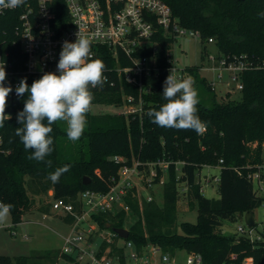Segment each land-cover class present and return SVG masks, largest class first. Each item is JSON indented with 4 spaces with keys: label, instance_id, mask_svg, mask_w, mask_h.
I'll return each instance as SVG.
<instances>
[{
    "label": "trees",
    "instance_id": "trees-1",
    "mask_svg": "<svg viewBox=\"0 0 264 264\" xmlns=\"http://www.w3.org/2000/svg\"><path fill=\"white\" fill-rule=\"evenodd\" d=\"M162 1L169 6L177 25L199 32L204 50L205 42L211 38L217 47V57L230 60L236 56L252 62L254 67L240 74L242 89L239 97L231 98L226 92L224 97L217 98L199 68L185 66L186 75L195 80L198 115L206 124L205 130L198 134L192 130L169 129L153 123L147 112L150 109L159 110L166 103L162 96L163 86L172 62L171 44L176 32L172 25L164 29L153 14L146 13V19L153 24V32L142 44L135 46L132 58L145 56L153 59L156 71L141 75L142 86L150 87L149 91L140 92L143 99L141 114L88 113L84 134L75 142L68 139L64 122L53 124L50 135L54 140V151L46 157V161L52 162L48 166L46 161L27 159L31 150L26 151L19 137L14 135L15 128L20 127L17 114L23 110L27 93L19 97L18 104L7 105L6 114L11 119L0 128V202L13 206L10 213L13 224L21 222L23 216L36 207L47 211L50 201H39L36 205L32 195L45 194L48 189L52 190V198H64L79 209L77 195L80 191H106L112 179L116 178L119 167L124 163L130 164L132 158L143 162L158 158L169 160L167 176L162 181L161 204L154 198H139L133 189V194L128 192L123 198L129 206L128 211L117 207L92 214L97 228L112 233L110 241L101 239L97 254H102L108 247V255L123 264L125 247L116 244L117 239H122L131 241L138 252L153 245L170 256L177 250L198 253L202 264H244L245 257H251V264H264V242H252L242 234L227 236L215 229L222 219L233 221L246 210L253 211L264 205V196L256 194L248 177V173L257 169V163H264V155L261 157L259 151L264 143V19L257 16L258 12L264 11V0ZM52 10L59 27L65 25L68 12L63 0H55ZM14 24L15 21L1 20L0 32L6 31L10 38ZM4 47L11 50L13 69H20L23 57L17 45L5 42ZM93 49L94 59H100L106 65L108 83L102 88L92 89V103L120 104L123 93L137 96V86L127 83L115 71L116 65H130L132 59L121 53L115 59L106 46ZM43 74L31 73L24 78L30 87ZM252 143L257 144V149L251 147ZM65 144L67 148H63ZM64 149L71 151L63 153L61 150ZM114 155L125 159L116 162ZM175 161L183 163L177 167ZM213 164L220 166L217 198L205 197L196 179L201 166ZM247 164L252 166L246 167ZM65 165L71 167L61 175L59 183L48 179L49 173ZM162 174L161 168L157 167L155 183H159ZM261 174L264 178V167ZM83 176L89 178L86 184L82 182ZM180 192L185 196L189 209L196 207L197 215L195 221H182L178 231L176 218ZM127 212H131L135 219L127 225L128 236L120 238L107 224L123 227ZM63 219L70 222L72 216L66 214ZM62 256L73 260L67 255ZM27 257H15V260L0 254V264H24ZM54 257L59 256L55 254Z\"/></svg>",
    "mask_w": 264,
    "mask_h": 264
},
{
    "label": "built area",
    "instance_id": "built-area-1",
    "mask_svg": "<svg viewBox=\"0 0 264 264\" xmlns=\"http://www.w3.org/2000/svg\"><path fill=\"white\" fill-rule=\"evenodd\" d=\"M63 2L68 12V19L66 24L61 27H59V22L52 10L55 0H27L26 4L15 9L0 10V21H15L10 38L7 37L6 31L0 32V65L5 64L6 86L10 85L13 88L8 97L7 105L18 101L19 97L15 93V88L22 78L36 72H57L63 42L66 40L75 42L76 33L80 31L83 36L92 41L93 58L95 57L93 48L106 46L115 59L119 53L132 59L130 65H116L115 71L119 73V76H123L127 83L137 86L139 90L137 96L132 93L123 94V113L140 115L143 104L140 92L150 90L149 86H142L141 75L143 73L149 75L152 71H156L154 64L149 65L148 63L151 58L145 56L132 58L135 46L142 44L153 32V24L146 19L145 14H153L156 22L164 29H168L169 25H172L176 36L188 33L199 37L197 30L177 25L171 17L169 6L162 0H63ZM14 11L16 12L14 13ZM208 41L212 42V39L208 38ZM5 42L11 46L17 45L19 48V54L23 57L20 69H13L11 50L4 47ZM208 57L211 60H217L220 65V69L217 70V77L222 78L221 70H225L228 72L229 80L235 81L234 87L238 91L242 89L241 72L254 67L251 61L236 56L230 60L212 54H209ZM171 69H174L178 77H188L184 68H178L172 62L168 68V75ZM57 74L59 73L57 72ZM213 83L214 81L210 82L212 87ZM113 159L117 162L125 158L114 155ZM219 161L221 162L222 159ZM169 162V160L160 158L144 162L132 158L130 164L124 163L119 167L116 178L112 179L106 191L100 192L90 189L80 191L77 195L79 209H75L74 204L64 198H51V210L57 214L72 216L68 223L69 233L64 237L60 253L69 257L75 253L77 260L87 255L89 257L87 264H120L116 257H110L108 253L98 255L97 249L90 248L88 242L94 234L110 241V238H105L102 233L97 232L98 228L91 216L93 213L109 211L117 207L128 211L129 206L124 202V196L128 192L133 194L132 190L136 189L138 182L144 186V189H151L155 184L154 178L157 175V167L165 172ZM182 163V161L174 162L175 165ZM262 167L264 165L258 166L255 171L248 173V177L253 183L256 194L264 196ZM138 179L139 181L136 183ZM162 181L161 177L159 183ZM144 197L147 200L153 198L150 193H146ZM236 229L238 234L247 236L252 242H264V228L261 231H254V225L248 228L245 223H242L238 224ZM109 233L112 235L111 232ZM80 241H86L87 248L81 247ZM123 246L131 248L129 258L137 261L138 264H150L148 252L161 253L153 245L143 247L141 252H138L128 240L123 241ZM168 263H170V256L161 253L159 264ZM243 263L251 264V257H245ZM184 264H202L200 254L187 253Z\"/></svg>",
    "mask_w": 264,
    "mask_h": 264
},
{
    "label": "clouds",
    "instance_id": "clouds-1",
    "mask_svg": "<svg viewBox=\"0 0 264 264\" xmlns=\"http://www.w3.org/2000/svg\"><path fill=\"white\" fill-rule=\"evenodd\" d=\"M27 0H0V10L15 9ZM264 19V11L257 13ZM75 42L64 41L59 54L57 72H46L31 86L26 78L21 79L15 88L18 97L27 93L23 110L17 114L14 135L19 137L26 151L31 150L29 160L45 162L54 151V140L50 135L52 125L65 122L69 140L78 141L87 127V114L91 110L94 94L92 89L102 88L108 83L106 65L94 59L92 41L76 33ZM7 73L5 64L0 65V128L11 119L6 114L7 100L13 88L5 84ZM192 77H178L174 69L164 81L163 98L166 103L159 110L150 109L147 115L160 127L176 130H192L202 133L206 124L198 115V91ZM46 121V123H45ZM51 166V160L46 161ZM70 165L58 167L49 173L48 179L59 183L62 174L70 170ZM11 204L0 202V225H6L12 209Z\"/></svg>",
    "mask_w": 264,
    "mask_h": 264
},
{
    "label": "rangeland",
    "instance_id": "rangeland-1",
    "mask_svg": "<svg viewBox=\"0 0 264 264\" xmlns=\"http://www.w3.org/2000/svg\"><path fill=\"white\" fill-rule=\"evenodd\" d=\"M172 64L178 68L185 66H197L199 72L209 82H213L214 91L217 98L224 97L226 92L231 98L239 97V91L235 89V81L229 80L228 72L221 70L222 78L217 77V70L220 65L217 60H211L208 55H216L217 47L213 42H205V50L197 35H189L188 33L178 34L171 44ZM149 65L154 64V60H149ZM124 94V93H123ZM121 96V99L123 97ZM124 103H92L90 114H124ZM65 123V122H64ZM65 126L66 123H65ZM256 143H252L251 147L256 148ZM63 148H67L66 144ZM70 148V147H69ZM63 153H70L71 150H61ZM260 156L264 155V143L261 144ZM71 155V154H70ZM121 156V155H119ZM258 166H263L264 163H257ZM179 167V164L176 165ZM252 165H246L251 167ZM219 165H203L197 171L196 179L201 185V193L205 197L217 198V180L219 176ZM166 171L162 174V180L166 179ZM138 180H136L137 183ZM181 187H184L183 185ZM135 193L143 197L146 193H150L158 204L162 203V182L155 183L151 189H144V186L138 182L135 187ZM137 191V192H136ZM52 190L48 189L45 194L32 195L36 205L39 201L49 203L51 200ZM177 218L176 227L180 230L182 221H195L197 210L196 207L189 209L185 196L180 192V198L177 203ZM47 212L40 211L36 208L26 213L23 216V221L18 224H13L11 216L6 225H0V254L8 255L11 258L28 256L24 259V264H87L89 257L84 255L81 259H75V253H72L73 260L65 258L64 254L60 253L63 246L64 237L69 233V225L61 218L65 215L57 214L53 210ZM253 218L255 221L254 231H261L264 228V205H260L253 209ZM62 216V217H61ZM135 219L131 212H127L125 216L124 226ZM244 223L243 215L238 216L235 220L222 219L221 224L216 226V231L227 236H238L239 232L236 229L238 224ZM98 233H102L105 238L112 239L110 231L107 229H97ZM102 237L100 235L93 236L88 242L90 248L96 250L99 247ZM116 244H121V241H116ZM79 245L87 248L86 241H80ZM109 249L105 248L103 254L108 253ZM131 248H125L123 264H138L137 261L129 258ZM55 254L59 257H54ZM61 255V256H60ZM170 256V255H169ZM161 253L155 254V260L159 263ZM187 253L184 250H177L173 256H170L168 264H184ZM16 260V258H15ZM70 260V261H69ZM154 261V260H153Z\"/></svg>",
    "mask_w": 264,
    "mask_h": 264
},
{
    "label": "water",
    "instance_id": "water-1",
    "mask_svg": "<svg viewBox=\"0 0 264 264\" xmlns=\"http://www.w3.org/2000/svg\"><path fill=\"white\" fill-rule=\"evenodd\" d=\"M16 104L19 103V101L15 102ZM88 177L83 176L82 182L86 184L88 182ZM243 220L245 225L250 228L255 224L254 218H253V213L251 210H246L243 213ZM107 227H110V229L116 233L120 238H126L128 236V229L125 227H111L109 224H107Z\"/></svg>",
    "mask_w": 264,
    "mask_h": 264
},
{
    "label": "crops",
    "instance_id": "crops-1",
    "mask_svg": "<svg viewBox=\"0 0 264 264\" xmlns=\"http://www.w3.org/2000/svg\"><path fill=\"white\" fill-rule=\"evenodd\" d=\"M50 208V207H49ZM50 210V209H49ZM48 211V210H47ZM47 211H45V212H47ZM62 217V216H61ZM63 221H65L64 219H63V217L61 218ZM23 221V220H22ZM21 221V222H22ZM66 222V221H65ZM20 223V222H19ZM67 224L69 223V222H66ZM18 224V223H17ZM93 236H96V234H94ZM92 236V237H93ZM91 237V238H92ZM118 241H121V244H117L118 246H122L123 245V240L122 239H117ZM116 240V241H117ZM124 253H125V248H124ZM155 254L156 253H150V252H148V258H149V262H150V264H159L156 260H155ZM154 260V261H153Z\"/></svg>",
    "mask_w": 264,
    "mask_h": 264
}]
</instances>
